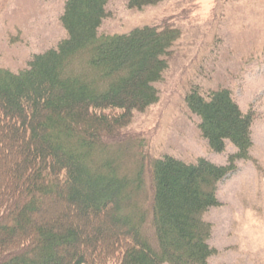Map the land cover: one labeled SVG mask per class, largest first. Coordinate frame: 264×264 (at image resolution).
<instances>
[{
  "label": "trees",
  "instance_id": "trees-1",
  "mask_svg": "<svg viewBox=\"0 0 264 264\" xmlns=\"http://www.w3.org/2000/svg\"><path fill=\"white\" fill-rule=\"evenodd\" d=\"M63 1L65 38L16 74L0 68V264H209L203 215L249 159L252 115L227 89L192 88L184 102L209 148L236 149L227 164L166 155L122 173L106 141L157 101L179 33L100 35L108 0Z\"/></svg>",
  "mask_w": 264,
  "mask_h": 264
},
{
  "label": "rangeland",
  "instance_id": "rangeland-1",
  "mask_svg": "<svg viewBox=\"0 0 264 264\" xmlns=\"http://www.w3.org/2000/svg\"><path fill=\"white\" fill-rule=\"evenodd\" d=\"M63 0H0V68L18 73L32 56L54 49L66 36L59 17ZM100 35L135 28L178 31L167 69L154 84L157 101L140 113L117 138L107 140L122 173L137 161L171 156L185 163L203 158L224 166L236 149L209 148L199 119L187 109L190 89H227L242 113L252 115L248 160L217 185L220 205L203 219L211 226L209 264H264V0H159L140 10L127 0H108ZM117 114L110 112V115ZM145 191L150 184L144 179ZM149 222L146 223V226ZM148 227V226H147ZM146 227V229H147Z\"/></svg>",
  "mask_w": 264,
  "mask_h": 264
}]
</instances>
